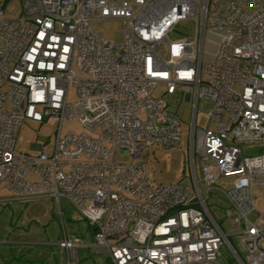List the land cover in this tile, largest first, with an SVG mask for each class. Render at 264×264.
I'll return each instance as SVG.
<instances>
[{
	"label": "built area",
	"instance_id": "1",
	"mask_svg": "<svg viewBox=\"0 0 264 264\" xmlns=\"http://www.w3.org/2000/svg\"><path fill=\"white\" fill-rule=\"evenodd\" d=\"M19 2L15 19L0 7V187L58 210L64 198L88 223L90 244L59 243L65 264H78L79 248L106 253L105 264H221L229 236L240 264H264V213L252 198L264 187V154L241 151L264 146V0ZM112 19L123 22L121 43L93 29ZM180 24L193 31L173 38ZM158 83L193 105L192 192L148 179L149 148L177 147L181 132L165 100L151 97ZM199 98L210 103L205 130L195 125ZM25 119L57 124L50 153L15 150ZM74 120L82 132L61 135ZM117 153L133 161L117 163ZM221 178L232 179L217 189L234 215L227 232L206 204Z\"/></svg>",
	"mask_w": 264,
	"mask_h": 264
},
{
	"label": "rangeland",
	"instance_id": "2",
	"mask_svg": "<svg viewBox=\"0 0 264 264\" xmlns=\"http://www.w3.org/2000/svg\"><path fill=\"white\" fill-rule=\"evenodd\" d=\"M0 7L4 9L7 18L15 19L19 16L21 5L19 0H0ZM93 29L100 33L103 40L121 43L123 41V22L121 20H104L95 24ZM174 32L173 38L187 36L193 31L191 24H180ZM206 36L204 61L211 60L214 51L213 43ZM151 97L163 98L166 109L175 113L180 123V138L177 147H150L146 155L148 179L153 185H171L181 183L192 192V178L189 166V134L192 122V102L183 99L181 94H166L165 86L158 83L151 91ZM74 98L71 89L69 101ZM10 107V103L7 105ZM210 103L199 98L196 112V128L205 130L209 122ZM57 124L45 121L35 122L25 119L17 131L15 150L21 153L36 154L41 151L50 153L54 141ZM82 127L77 120L64 123L61 135L67 132L80 133ZM242 155L251 157L264 154V146H242ZM115 162L127 164L133 160L130 156L117 153ZM27 178L35 179L30 174ZM232 179L221 178L212 187L206 204L213 218L227 232L231 230V220L234 215L223 194L217 190H227ZM252 198L256 209L264 213V187H256L252 191ZM231 213L228 215V213ZM92 228L82 220L77 211L64 199L60 198V209H56L54 200L41 195L27 199H17L13 192L0 187V264H65L66 251L59 246L64 238L78 240L83 244L92 242ZM228 243L220 248L218 261L221 264H240L231 248L244 258L240 251L237 238L228 237ZM231 246V248H230ZM78 264H105L107 255L91 248H79Z\"/></svg>",
	"mask_w": 264,
	"mask_h": 264
},
{
	"label": "crops",
	"instance_id": "3",
	"mask_svg": "<svg viewBox=\"0 0 264 264\" xmlns=\"http://www.w3.org/2000/svg\"><path fill=\"white\" fill-rule=\"evenodd\" d=\"M40 147H34V149H39ZM17 199H21V198H17ZM91 235H92V231H91Z\"/></svg>",
	"mask_w": 264,
	"mask_h": 264
},
{
	"label": "trees",
	"instance_id": "4",
	"mask_svg": "<svg viewBox=\"0 0 264 264\" xmlns=\"http://www.w3.org/2000/svg\"><path fill=\"white\" fill-rule=\"evenodd\" d=\"M92 235H93V232H92Z\"/></svg>",
	"mask_w": 264,
	"mask_h": 264
}]
</instances>
